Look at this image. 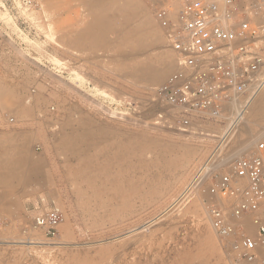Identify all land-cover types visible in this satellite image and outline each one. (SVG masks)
<instances>
[{
  "label": "rangeland",
  "instance_id": "rangeland-1",
  "mask_svg": "<svg viewBox=\"0 0 264 264\" xmlns=\"http://www.w3.org/2000/svg\"><path fill=\"white\" fill-rule=\"evenodd\" d=\"M139 2L143 11L131 12V27L152 14ZM120 5L35 0L26 8L21 0H0V264H230L215 232L213 248L202 240L212 232L209 187L231 165L217 162L227 158L242 128L185 195L219 149L230 111L216 121L194 117L183 128L155 94L174 64L156 85L134 74L157 67L160 54L174 62L163 35L159 44L141 37L137 48L122 41L131 28L122 24ZM99 15L116 19L114 30L97 44L75 45ZM76 135L90 154L107 155L109 178L122 183L120 197L90 198L86 174L76 179L75 158L60 145ZM253 143L242 157L254 151ZM107 179L101 182L110 189ZM49 205L64 217L54 240L33 224Z\"/></svg>",
  "mask_w": 264,
  "mask_h": 264
},
{
  "label": "built area",
  "instance_id": "built-area-1",
  "mask_svg": "<svg viewBox=\"0 0 264 264\" xmlns=\"http://www.w3.org/2000/svg\"><path fill=\"white\" fill-rule=\"evenodd\" d=\"M142 1L174 59V71L155 94L176 111L183 128L197 116L219 120L235 102L247 103L264 89V0ZM209 195L215 201L206 206V217L230 264H264V140L232 162ZM63 221L51 205L33 219L50 240Z\"/></svg>",
  "mask_w": 264,
  "mask_h": 264
},
{
  "label": "bare ground",
  "instance_id": "bare-ground-1",
  "mask_svg": "<svg viewBox=\"0 0 264 264\" xmlns=\"http://www.w3.org/2000/svg\"><path fill=\"white\" fill-rule=\"evenodd\" d=\"M119 1H121V5L117 7V12L121 14V17L123 19L122 24L129 26L131 28L128 31L129 38H124L122 39V41H129L132 43V45L135 48H137L138 46L143 44V41L140 38L148 37L149 39L155 41V43L159 44L161 40V35H163L162 37H164V34L162 29L154 20L151 13L149 14L147 12L144 13L143 14L144 19H142L138 25L131 27V24L133 23L134 20L133 13L131 12H136V10H140L141 12L143 11V8L139 0H119ZM2 15H3L2 17H4L6 14L4 15L2 13ZM5 18H3V20ZM114 26H116V19H112L109 16L106 17L105 15H99L98 19L94 21V23L87 29V31H84L83 33L77 36L74 43L75 45H79V46H84L87 44L90 45L97 44L99 41L102 40L103 37H105V35L111 33L114 30ZM157 63H158L157 67L152 68L150 71L141 70V69L135 70L134 73L135 76L139 78L140 81L142 80L148 85L159 84L171 71L174 62L172 63L170 57H168L167 55L160 54L157 57ZM125 74L126 73H124V75ZM229 111H230V117L228 118L229 122H227L228 126L226 131L222 134V136H220V141L218 146L219 149L217 151L215 150L211 158L209 157L210 159L202 166L200 171L197 173V176L199 177L195 179L196 181L193 179L194 181L191 184H189V186L184 191L185 195L192 194L194 185H196V182L198 181V179H200V177L202 178L207 177L210 168L213 167L214 165L211 164V162L212 160L215 159V157H217L220 148L231 137V135H233V133L240 131L239 130L240 128H242V130L240 131L241 133L239 132L240 134L237 136L236 141L232 146L231 152H229L227 156H225V158L227 157L225 160L223 158L222 159L223 161L221 160L220 162L217 163L220 164L221 162L232 163V161L234 162L236 159L242 157L241 153L242 152L244 153V151L248 150L247 148H250L251 147L250 145H252L253 142L257 141L258 143L263 140V138L261 137L264 136V89L261 90L247 103L241 101L235 102L231 107H229ZM248 116L253 117L254 120L252 124L246 121V118ZM255 122L259 124L260 128L257 132L253 133V131L249 127L255 124ZM78 137L81 136L76 135L75 139L73 138L69 142L63 141L60 144L61 150L69 152L75 158L76 169L74 171L75 172L74 174L76 179L77 177L78 178L80 177V181H81L82 176L86 174L85 188L87 189L86 191L90 192L89 195L90 198L100 199L103 197H107L110 193H112V195L114 196L118 195V197H120L122 195V191H121L122 183L120 182V179L117 176H114V179L109 178L110 177L109 169H108L109 160L107 159V155L106 154L102 155L100 158L98 154L97 155L90 154L89 148L88 149L83 148L80 145V142L79 143L77 142L79 141ZM207 137L217 138L215 136H207ZM95 145L96 144H93L91 147L93 148V146ZM34 172L36 173V170L32 171V173ZM103 176H106L108 178L106 181L110 182V189L109 187L105 186L104 184L105 181L104 182L102 181L103 183L101 182ZM97 180H99L100 183L102 184L99 185ZM82 193L83 191L77 188V194L82 195ZM195 205H197V202L195 203ZM208 225L210 227V231L212 232H210L206 236H203L204 238L202 242L205 246L209 248H213L215 245L213 239L215 235H212L211 233L215 231L212 230L213 228L209 223V220H208ZM27 244L34 245L38 243L28 242Z\"/></svg>",
  "mask_w": 264,
  "mask_h": 264
}]
</instances>
